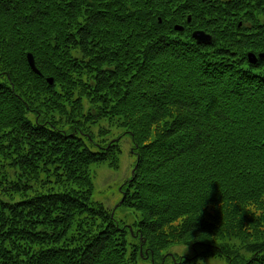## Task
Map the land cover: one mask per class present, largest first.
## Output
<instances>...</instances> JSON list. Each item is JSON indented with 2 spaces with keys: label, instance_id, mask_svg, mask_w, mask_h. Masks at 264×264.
Segmentation results:
<instances>
[{
  "label": "trees",
  "instance_id": "16d2710c",
  "mask_svg": "<svg viewBox=\"0 0 264 264\" xmlns=\"http://www.w3.org/2000/svg\"><path fill=\"white\" fill-rule=\"evenodd\" d=\"M262 52L264 0H0V264H185L161 253L180 239L264 264V220L237 206L264 192ZM119 129L131 225L94 201Z\"/></svg>",
  "mask_w": 264,
  "mask_h": 264
},
{
  "label": "rangeland",
  "instance_id": "374dc122",
  "mask_svg": "<svg viewBox=\"0 0 264 264\" xmlns=\"http://www.w3.org/2000/svg\"><path fill=\"white\" fill-rule=\"evenodd\" d=\"M113 134L114 139H112V141L121 136V141L119 142L121 149L119 155L120 167L119 169H113L110 168L107 163L96 164L91 167L95 187L94 201L103 204L104 207L113 214L116 221L125 222L127 225H131L136 218L131 209H126L121 206L123 198L122 187L132 178L136 157L132 154V141L130 136L125 134L122 129L114 131ZM93 150H96V147L93 146ZM229 243L238 244L237 241H229ZM168 254L174 255L172 253ZM175 256L178 257L180 262L185 261V264H196V261L199 260L198 258L192 259V257L196 256V253L190 245H188V251L184 257L181 258L179 255ZM245 256L246 258L250 257L247 253H245ZM200 260H203L204 264H227L222 258L205 257ZM173 262L175 261L173 260ZM140 264L149 263L143 262Z\"/></svg>",
  "mask_w": 264,
  "mask_h": 264
},
{
  "label": "clouds",
  "instance_id": "9594fccd",
  "mask_svg": "<svg viewBox=\"0 0 264 264\" xmlns=\"http://www.w3.org/2000/svg\"><path fill=\"white\" fill-rule=\"evenodd\" d=\"M237 206L242 209V214L247 213L255 220H264V192H260L254 196L245 197L242 201L238 202ZM188 217L186 215L177 216L175 219L163 225L162 231L165 234L170 233L172 230L180 232L184 229L185 222ZM264 230V229H262ZM249 233L253 232L252 228L248 229ZM191 242H185L184 239L169 240L167 246L161 250L162 254L172 253L179 255L181 258L185 256L188 251V245ZM239 243V241H237ZM196 264H204L203 260H197Z\"/></svg>",
  "mask_w": 264,
  "mask_h": 264
},
{
  "label": "water",
  "instance_id": "95a60500",
  "mask_svg": "<svg viewBox=\"0 0 264 264\" xmlns=\"http://www.w3.org/2000/svg\"><path fill=\"white\" fill-rule=\"evenodd\" d=\"M190 21H191V18L189 17V22ZM175 29L177 31H183L182 26H176ZM192 37L196 40V42L198 44H209L212 41L211 35L207 34L204 31H200V30L194 31L192 33ZM248 56H249L250 62H252V63H255L258 59L264 61V52L259 53L258 55L250 53ZM27 59H28L29 65H30L31 69L34 71V73H36L39 76H42V73L36 67L34 56L31 53H28ZM48 82L50 84H53L54 81H53V79H48ZM133 173H134V170H133Z\"/></svg>",
  "mask_w": 264,
  "mask_h": 264
}]
</instances>
